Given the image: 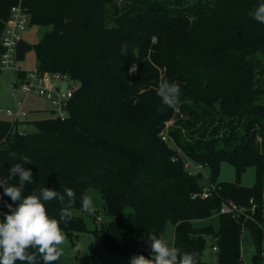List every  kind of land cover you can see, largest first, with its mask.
<instances>
[{
    "label": "trees",
    "instance_id": "1",
    "mask_svg": "<svg viewBox=\"0 0 264 264\" xmlns=\"http://www.w3.org/2000/svg\"><path fill=\"white\" fill-rule=\"evenodd\" d=\"M121 1L126 5L25 0L30 26L51 28L32 47L36 69L67 74L81 88L68 117L52 112L33 122L35 133L19 132L12 124L0 142V178L28 157L31 163L24 167L34 182L25 184L22 197L44 187L61 194L71 188L73 218L60 223L68 240L74 244L84 233L100 236L102 251L119 254L125 264L137 255L150 257L140 246L150 244L151 232L163 237L169 224L175 227L173 246L197 253L198 264H207L209 238L217 241V264H241L247 228L256 248L253 264H261L258 226L218 212L226 202L249 207L253 199L261 208L255 218L264 216V24L249 15L264 0ZM17 3L0 0V55L1 36ZM162 80L181 89L174 108L156 94ZM173 120L178 127L167 133L175 147L162 138ZM215 123L226 127V134L208 138ZM179 150L208 166L213 182L223 162L232 164L237 182L218 183L221 192L211 199L198 197L202 178L188 175ZM249 167L256 169V182L240 186ZM10 183L18 184V178ZM89 189L101 192L112 218L93 231L75 214L90 216L81 211V197ZM19 202L0 187V214ZM44 203L49 216L59 220L60 202ZM213 217L219 220L217 230L204 223ZM36 264H43L39 255Z\"/></svg>",
    "mask_w": 264,
    "mask_h": 264
},
{
    "label": "clouds",
    "instance_id": "2",
    "mask_svg": "<svg viewBox=\"0 0 264 264\" xmlns=\"http://www.w3.org/2000/svg\"><path fill=\"white\" fill-rule=\"evenodd\" d=\"M249 15L258 23L264 24V2H261ZM126 50V49H125ZM135 71V68L130 69ZM156 94L164 105L175 107L180 103L181 89L178 84L162 80ZM15 157L16 153H10ZM23 163L12 165L7 177L0 178V187L4 195L13 202L20 201L16 207L9 204V213L0 221V264H36L37 256L42 258L43 264H55L64 254L63 245L67 237L60 227V223L67 224L73 218L72 207L75 203V193L71 188L65 187L61 194L56 190L44 187L39 192H33L22 197L25 184H32L33 173L24 167L31 163L28 157L22 158ZM18 178V184L10 181ZM65 196L67 203H65ZM58 200L62 205L59 211V220L49 216L44 202ZM81 211L93 214L96 206L92 195L84 194L81 197ZM151 256H134L130 264H198L197 253L184 252L170 246L162 236L151 232ZM30 249L35 251H29Z\"/></svg>",
    "mask_w": 264,
    "mask_h": 264
},
{
    "label": "rangeland",
    "instance_id": "3",
    "mask_svg": "<svg viewBox=\"0 0 264 264\" xmlns=\"http://www.w3.org/2000/svg\"><path fill=\"white\" fill-rule=\"evenodd\" d=\"M115 1L120 6L126 5V3L121 0ZM127 3L131 4L132 2L129 0ZM50 30L51 28L47 26L31 25L21 34V37L33 47V45L37 44ZM261 58L264 60V55H262ZM15 66L16 68L27 72L34 70L36 68V53L33 48L26 54L25 60L22 62H16ZM16 76V70L4 68L0 70V142L3 135L12 132V123L14 119L7 114V110L15 109L18 102L25 100V109L28 114L21 121L23 123L18 124L19 122H16L18 127L14 130L23 133H35L37 132V129L33 122L52 116L48 111L51 109V105L36 94L32 93L28 96L23 94L14 95L15 85L13 80ZM176 111L178 112V110ZM177 127L178 124L173 120L166 126L165 130H175ZM213 128H216V130L214 132H208L206 134L208 138H219L220 134H226V127L219 126L218 123H215ZM170 145L175 147L174 142H170ZM179 155L183 157V161L189 159L181 150H179ZM204 174L209 181L213 182L211 179V170L208 166H205ZM236 179V170L234 166L228 162H223L220 165L217 182L214 183L235 184L237 182ZM255 182L256 169L254 167H249L242 175L240 186L252 187ZM86 194L93 196L96 210H98L97 213L94 212L90 216L101 217L102 220L96 223L89 215H84L78 211H75V214L84 217L88 228L93 231L96 228H99L102 223L110 222L112 218L105 213V209L103 208L104 200L100 191L89 189ZM3 219L4 215L0 214V221ZM204 223L213 225L216 230L219 228L218 217H213L208 222ZM174 234L175 227L172 224H169L164 232L163 238L170 246H173ZM214 243L215 240H213V238L207 240V248L203 257V260L207 264H217V255L212 252V245ZM62 247L64 249V254L58 260L59 264H81L88 260H92L94 264H125V259L119 254L111 251H102L101 237L94 236L90 233L79 234L78 238H74V244H72L67 238L66 243ZM140 248L151 254L150 244H142ZM255 255L256 248L251 232L247 228H244L241 236V261L244 264H253Z\"/></svg>",
    "mask_w": 264,
    "mask_h": 264
},
{
    "label": "built area",
    "instance_id": "4",
    "mask_svg": "<svg viewBox=\"0 0 264 264\" xmlns=\"http://www.w3.org/2000/svg\"><path fill=\"white\" fill-rule=\"evenodd\" d=\"M28 26H30V14L25 6V0H18L17 5L11 8L10 17L1 36L3 52L0 55V70L3 68L16 70L17 76L13 80L15 85L14 95L23 94L28 96L34 93L51 105L52 112L56 117L64 119L68 117L71 99L74 93L81 88V83L75 81L67 74L58 72L47 73L36 68L30 72L25 71L24 77L20 76L19 73L23 72V70L15 66L17 62L16 49L19 41L22 40L21 34ZM7 114L14 119L13 123H20L28 114L25 109V100L18 102L15 109L7 110ZM167 132L165 130L162 133V138L164 141H171ZM184 168L189 176L202 178V188L200 193L197 194L198 197L211 199L219 195L221 186L206 178L204 165L187 159L184 161ZM249 203V207H242L233 201L226 202L222 205L218 215L233 214L239 217L243 216L245 221H251L258 226L263 238L259 255L261 264H264V216L255 218L259 211H261V208H259L260 206L253 199ZM101 220V217H97L96 222L98 223ZM216 243L217 241L215 240V243L212 245V252L214 253L218 252ZM81 264H94V262L88 260Z\"/></svg>",
    "mask_w": 264,
    "mask_h": 264
},
{
    "label": "water",
    "instance_id": "5",
    "mask_svg": "<svg viewBox=\"0 0 264 264\" xmlns=\"http://www.w3.org/2000/svg\"><path fill=\"white\" fill-rule=\"evenodd\" d=\"M32 50V46H30L25 40L19 41L16 49V61L22 62L25 60L26 54ZM80 249V248H79ZM241 264H244L243 262Z\"/></svg>",
    "mask_w": 264,
    "mask_h": 264
},
{
    "label": "crops",
    "instance_id": "6",
    "mask_svg": "<svg viewBox=\"0 0 264 264\" xmlns=\"http://www.w3.org/2000/svg\"><path fill=\"white\" fill-rule=\"evenodd\" d=\"M44 100V99H43ZM41 111V110H40ZM51 114H52V110H48ZM48 118V117H47ZM45 119V118H44ZM23 123V122H22ZM144 244H148V243H144ZM141 249V248H140Z\"/></svg>",
    "mask_w": 264,
    "mask_h": 264
}]
</instances>
